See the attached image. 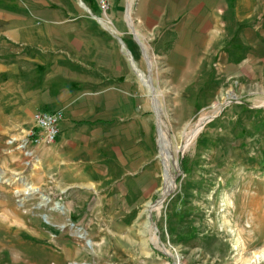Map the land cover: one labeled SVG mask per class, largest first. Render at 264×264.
Wrapping results in <instances>:
<instances>
[{
    "label": "rangeland",
    "instance_id": "rangeland-1",
    "mask_svg": "<svg viewBox=\"0 0 264 264\" xmlns=\"http://www.w3.org/2000/svg\"><path fill=\"white\" fill-rule=\"evenodd\" d=\"M89 4L132 69L137 122L107 141L105 177L84 166L65 183L25 145L31 123L0 115V264H264V0H129L117 19ZM181 41L176 80L165 57ZM231 58L250 77L228 79Z\"/></svg>",
    "mask_w": 264,
    "mask_h": 264
},
{
    "label": "crops",
    "instance_id": "crops-1",
    "mask_svg": "<svg viewBox=\"0 0 264 264\" xmlns=\"http://www.w3.org/2000/svg\"><path fill=\"white\" fill-rule=\"evenodd\" d=\"M128 3L112 0L108 15L120 18ZM91 10L89 0H0V115L15 121L20 117L32 128L36 111L64 112L57 141L33 149L39 168L48 165L49 176L65 183L73 169L79 180L85 171L105 177L107 141L115 144L117 135L120 143L123 116L130 124L138 117L132 69L104 20ZM116 24V34L126 35ZM176 47L165 62L177 66L178 80L183 69L190 70L191 45L181 41ZM130 52L138 59L136 47ZM232 60L225 65L228 79L250 77L244 67L235 73ZM100 131L105 140L94 136ZM88 132L92 135L86 137ZM107 162L115 168L112 160Z\"/></svg>",
    "mask_w": 264,
    "mask_h": 264
},
{
    "label": "built area",
    "instance_id": "built-area-1",
    "mask_svg": "<svg viewBox=\"0 0 264 264\" xmlns=\"http://www.w3.org/2000/svg\"><path fill=\"white\" fill-rule=\"evenodd\" d=\"M95 2L99 11L103 15H108L111 11L112 0H95ZM63 119L64 112L62 110L36 111L33 116L34 126L28 132L25 145L31 143L36 146L53 145L61 133Z\"/></svg>",
    "mask_w": 264,
    "mask_h": 264
},
{
    "label": "bare ground",
    "instance_id": "bare-ground-1",
    "mask_svg": "<svg viewBox=\"0 0 264 264\" xmlns=\"http://www.w3.org/2000/svg\"><path fill=\"white\" fill-rule=\"evenodd\" d=\"M127 20L129 22V25L132 27V21L130 19V14L129 13L127 15ZM144 49L146 51V48L145 47H144ZM138 77L140 78L141 82L144 85H146L151 90V92H152L153 91V87L151 86L150 80L149 81L144 80L143 76L140 75V74L138 75ZM155 106H156L157 111L159 112L160 111L159 105H157V103H156ZM159 121L161 123V120H159ZM160 123H159V146L161 148V155L163 156L164 163H165V170H166V173L165 174H168L169 175V174H171L170 161H176V159L173 156L171 150H169V147H167L169 140L166 138V135H167L166 134V131L163 128H161V126H160L161 124ZM23 148H24V146H23ZM27 155H30V154H27ZM173 186H174V183L172 182L171 179H169V181H167V184H166L165 193L168 194L172 190ZM28 188H30V187H28ZM28 191H29V194H32V195H35L38 192V190L35 189V188H31ZM43 199L44 200H43V203H42L41 206H45L46 207L50 203V199L48 197H44ZM79 237L80 238H85L86 235L85 234H79ZM88 243H90V242H88Z\"/></svg>",
    "mask_w": 264,
    "mask_h": 264
}]
</instances>
